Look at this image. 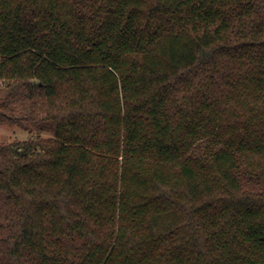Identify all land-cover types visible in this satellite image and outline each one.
<instances>
[{"label": "trees", "instance_id": "obj_1", "mask_svg": "<svg viewBox=\"0 0 264 264\" xmlns=\"http://www.w3.org/2000/svg\"><path fill=\"white\" fill-rule=\"evenodd\" d=\"M0 264H264V0H0Z\"/></svg>", "mask_w": 264, "mask_h": 264}, {"label": "rangeland", "instance_id": "obj_2", "mask_svg": "<svg viewBox=\"0 0 264 264\" xmlns=\"http://www.w3.org/2000/svg\"><path fill=\"white\" fill-rule=\"evenodd\" d=\"M0 84V96L3 95V90ZM41 134L43 137H50L52 133L49 131H39L30 126V131L25 130L22 126L15 122H0V144L10 143L14 141H24L32 136Z\"/></svg>", "mask_w": 264, "mask_h": 264}]
</instances>
